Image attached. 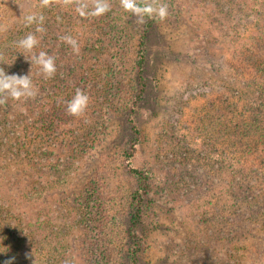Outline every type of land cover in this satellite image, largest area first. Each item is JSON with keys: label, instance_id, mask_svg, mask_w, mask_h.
I'll return each instance as SVG.
<instances>
[{"label": "rangeland", "instance_id": "rangeland-1", "mask_svg": "<svg viewBox=\"0 0 264 264\" xmlns=\"http://www.w3.org/2000/svg\"><path fill=\"white\" fill-rule=\"evenodd\" d=\"M30 3L40 8L39 0H22L20 10L31 8ZM109 3L111 37L120 45L119 57L110 58L111 71H117V100L108 108L97 101L89 104V153L63 152L50 162L40 154L37 166L30 165L29 174L39 179L28 202L31 211L49 204L54 217L42 232L33 228L36 243L43 242L35 264H82L73 252L74 235L69 230L66 241L62 229L69 226L66 213L79 204L87 182L91 187L83 195L87 192L89 204L95 205L88 219L92 264H130L125 232L138 181L129 167L149 178L140 264H202L204 235L219 241L227 215L232 227L239 230L242 222L246 229L239 234L243 264H264V42L250 41L263 27L261 18L251 16L239 0H160L168 15L163 21L152 18L149 27L146 17L137 23L119 0ZM146 34L141 50L139 39ZM41 148L54 150L50 144ZM222 163L235 169L239 184L249 189L239 192L242 200H231L244 202L229 214L218 176ZM0 170V177L14 174L10 167ZM226 251L220 244L218 257L225 258Z\"/></svg>", "mask_w": 264, "mask_h": 264}, {"label": "trees", "instance_id": "trees-1", "mask_svg": "<svg viewBox=\"0 0 264 264\" xmlns=\"http://www.w3.org/2000/svg\"><path fill=\"white\" fill-rule=\"evenodd\" d=\"M1 1L0 25L4 26L6 30L0 32V63H5L0 67H3L9 75L29 74L31 64L22 54L18 53L21 50L17 48L16 42L29 32H34L35 25L26 26L22 16L29 12H36L42 13L45 17L43 25L45 32L36 34L40 43L35 51H45L53 56L57 68L54 77L45 79L38 66L33 64L31 77L38 89L37 96L24 102L9 99L7 104L0 106V139H2L0 141V169L7 170L10 167L14 172L12 177H0V264H4L12 257H15L14 264H35V254L41 253L40 250L43 251V244H40L42 241H39L40 245L36 243L38 238L35 237L36 233L33 228L36 229V232L37 230L42 232L43 225L50 226L48 221L54 217L51 216L53 211H50L49 204L39 207L34 212L31 211L29 203L33 190L35 192L38 190L39 179L35 178V175L29 174L30 165H34L32 168L37 166L34 161L40 154H46V160L50 162L49 159H54L55 156L59 157L63 152L78 153L81 156L89 153L88 145L92 139V132L87 127L90 122L88 120L90 106L83 117L77 118L67 114L66 102L72 99L77 89L83 90L89 96V104L97 101L100 102L101 107L108 108L116 102L117 98L113 93V77L117 75V71L115 70L114 74L111 71L114 68V62L110 58L119 57L120 45L118 42L113 43L111 37L114 35L113 24L109 23L107 14L96 18H82L74 9L61 5L36 9L30 3L31 8L25 7L20 10L22 0H14L11 4L8 2L4 4ZM239 1L250 10L251 16L261 18L263 27H258L254 35L250 37V41L255 44L263 43L264 0ZM19 10L22 13H19ZM146 19L148 26L151 27L153 19L148 17ZM10 24L13 25L8 28ZM65 35H71L78 41L79 55H75L71 47L62 41L61 37ZM146 37L147 34L139 39L141 50L146 43ZM141 64V62L138 64L139 68H141ZM109 74L112 75L111 78ZM101 94L103 96L99 97ZM139 99L140 97H138ZM80 131L85 133L79 135ZM49 135L57 137L58 142H51L46 137ZM78 138L81 140L79 141ZM36 140H40V143L34 145ZM49 144L54 147V150L50 151L44 148L45 152L42 151L41 147ZM262 146L260 144L258 147L262 148ZM55 151L59 152L55 154ZM226 166L224 165V168L221 169L226 172L220 171L218 176L225 190L224 205L227 208L226 213L229 214L234 210L236 204L240 206L244 202L231 203V200H242L238 196L241 195L240 193L245 194L249 189L239 184V180L235 176L236 170ZM51 170H56L54 164L51 165ZM129 170L138 181V188L131 197L132 207L129 212L125 236L129 243L128 260L130 264H140L143 241L139 230L143 224V204L149 192V178L144 171L132 167H129ZM33 171L34 169L31 170V172ZM41 174L45 173L41 172ZM30 176L31 178H29ZM213 177H216V174ZM53 178L52 176L50 180L52 186L55 184ZM86 185V188L83 186L85 191L90 190L91 184L87 182ZM84 189L79 204L68 209L72 216L66 213L70 216L68 221L66 220L69 222V226L65 227L64 224L62 233L66 234L67 241L68 232L71 231L74 235L73 246L75 248L73 252L80 254L82 264H92L95 263L91 252L94 241L90 234L92 231L88 219L92 218L95 205L92 207L89 204L90 197L87 198V192L83 195ZM249 205L252 206V203ZM79 210L82 211L78 214ZM225 219V229L223 233H220L223 236L219 241L216 242L207 234L204 235L202 247L205 254L199 255L202 264H243V261L246 260L245 246L242 241L239 242V234H244L243 230H246L244 224L240 222L238 230L236 227H232L228 215ZM40 220L43 224L39 227ZM248 227L247 230H249ZM54 238L56 239V237ZM59 242L61 243L60 240ZM220 244L221 248L226 246L225 258L224 256L218 257ZM76 256H71V259L77 261ZM66 262V264H76L75 262Z\"/></svg>", "mask_w": 264, "mask_h": 264}, {"label": "clouds", "instance_id": "clouds-1", "mask_svg": "<svg viewBox=\"0 0 264 264\" xmlns=\"http://www.w3.org/2000/svg\"><path fill=\"white\" fill-rule=\"evenodd\" d=\"M120 7L137 18V23L143 24L145 17L159 18L161 21L166 19L168 9L160 0H119ZM53 5L73 7L75 12L82 18H96L107 14L111 5L109 0H39V7L47 9ZM26 26L35 25L34 32L28 33L25 37L16 42V46L25 59L30 62L31 69L33 64L38 66L40 73L45 79L55 76L57 68L55 59L45 51L36 52L40 40L36 34L45 32V17L42 13L29 12L22 16ZM5 27L0 25V32L5 31ZM62 41L69 45L75 55L80 54L78 41L71 35L61 37ZM5 63H0L4 65ZM9 65V64H7ZM11 65V64H10ZM9 65V66H10ZM31 69L27 75L12 74L5 72L0 67V106L7 104L9 99L17 102H24L34 99L38 94V89L34 85L31 77ZM89 96L81 89H77L71 100L66 102V112L73 117H83L89 107ZM15 257L4 262V264H14Z\"/></svg>", "mask_w": 264, "mask_h": 264}]
</instances>
